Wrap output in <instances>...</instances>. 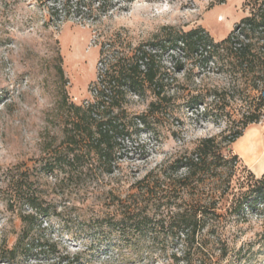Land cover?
<instances>
[{
    "label": "rangeland",
    "instance_id": "obj_1",
    "mask_svg": "<svg viewBox=\"0 0 264 264\" xmlns=\"http://www.w3.org/2000/svg\"><path fill=\"white\" fill-rule=\"evenodd\" d=\"M248 1L94 0L77 5L79 0H0V264L59 263L54 256L38 257L36 251L10 257L26 228L20 215L31 210L9 208L6 176L28 177L30 188L50 212V218L35 222L32 235L40 245L57 243L58 255L66 261L176 264L170 257L181 256L180 247L162 252L141 244V250L121 251L95 235L96 222L119 215L117 200H127L138 181L192 152L204 139L220 143L228 169L235 165L242 175L257 178L264 174V133L251 130L264 125V118L230 142L243 129L250 98L264 96V84L245 83L217 59L207 62L204 50L191 53L172 42L196 29L214 43L223 41L249 15ZM139 48L155 56L163 91L158 95L148 84L121 88L128 92L115 112H122L131 130L116 155L114 173L107 175L97 166L82 177L69 169L58 177L45 171L65 138V103L92 102L94 84L110 63L130 58ZM198 95L206 97L205 104L194 105ZM256 156L259 161L253 164ZM226 211H221L226 217L217 236L226 243L228 256L221 258L220 247L210 245L205 264H264L263 206L243 213Z\"/></svg>",
    "mask_w": 264,
    "mask_h": 264
},
{
    "label": "trees",
    "instance_id": "obj_2",
    "mask_svg": "<svg viewBox=\"0 0 264 264\" xmlns=\"http://www.w3.org/2000/svg\"><path fill=\"white\" fill-rule=\"evenodd\" d=\"M93 1L79 0L77 5ZM247 5L249 15L219 43H214L202 29L182 33L172 42L182 44L191 53L204 50L207 62L217 59L231 73L240 74L245 83L264 84V0H249ZM158 69L155 56L139 48L130 58H118L110 63L94 84L92 102L86 105L66 102L68 120L62 148L44 165L45 171L58 177L69 169L82 177L97 166L103 173L112 175L116 155L131 130L122 112H115L128 92L121 88L129 85L131 89H140L148 84L161 95L163 85L158 82ZM60 75L64 76L61 69ZM250 99L243 129L235 133L231 143L243 136L248 125L259 124L264 118V96ZM192 101L200 106L206 103V97L198 95ZM236 160L234 156L232 162ZM228 164L215 138L202 140L192 152H185L168 167L154 169L138 181L127 200H117L119 215L96 222L95 235L103 236L105 242L121 251L141 250V244L148 245L147 250L157 248L162 252H167L170 246L180 247L181 256L176 253L170 257L176 264H205L204 252L210 245L219 246V256L227 257V245L217 236L219 223L226 217L221 211L226 208L227 214L243 213L257 204L264 210V174L259 178L252 173L242 175L235 165L228 169ZM227 169L229 176L224 180ZM6 178L9 208L27 206L31 210L20 215L26 228L10 250V257L15 258L17 253L30 256L36 251L38 257L46 254L56 257L58 264H78V258L66 261V256L58 255L57 243L40 245L33 237L35 222L50 218V212L30 188L28 177L21 174Z\"/></svg>",
    "mask_w": 264,
    "mask_h": 264
},
{
    "label": "bare ground",
    "instance_id": "obj_3",
    "mask_svg": "<svg viewBox=\"0 0 264 264\" xmlns=\"http://www.w3.org/2000/svg\"><path fill=\"white\" fill-rule=\"evenodd\" d=\"M259 129H261L262 130V132L264 133V125H257V127H254L253 129H251V130H259ZM264 135V134H263ZM249 146V145H248ZM239 147H241V146H239ZM254 147V146H253ZM242 152L244 151V149L243 150H241ZM245 151H246V149H245ZM254 151H255V149H254ZM251 152V151H250ZM252 153V152H251ZM245 154V153H244ZM255 154V153H254ZM258 154H259V152H258ZM252 157V156H251ZM254 163L253 164H257V162L259 161V157L258 156H256V157H253V160H252ZM259 164V163H258ZM264 168V167H263Z\"/></svg>",
    "mask_w": 264,
    "mask_h": 264
},
{
    "label": "crops",
    "instance_id": "obj_4",
    "mask_svg": "<svg viewBox=\"0 0 264 264\" xmlns=\"http://www.w3.org/2000/svg\"><path fill=\"white\" fill-rule=\"evenodd\" d=\"M248 131H249V129L243 134V136L242 137H244L247 133H248ZM264 141V140H263ZM262 148L264 147V142H262ZM264 149V148H263Z\"/></svg>",
    "mask_w": 264,
    "mask_h": 264
}]
</instances>
